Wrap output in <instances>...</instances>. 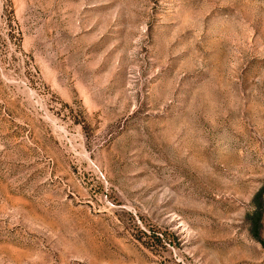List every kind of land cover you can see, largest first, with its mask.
Masks as SVG:
<instances>
[{"label": "rangeland", "instance_id": "rangeland-1", "mask_svg": "<svg viewBox=\"0 0 264 264\" xmlns=\"http://www.w3.org/2000/svg\"><path fill=\"white\" fill-rule=\"evenodd\" d=\"M0 264H264V0H0Z\"/></svg>", "mask_w": 264, "mask_h": 264}]
</instances>
